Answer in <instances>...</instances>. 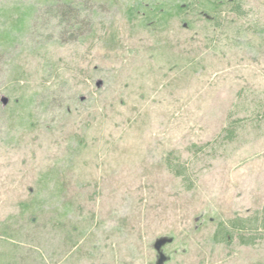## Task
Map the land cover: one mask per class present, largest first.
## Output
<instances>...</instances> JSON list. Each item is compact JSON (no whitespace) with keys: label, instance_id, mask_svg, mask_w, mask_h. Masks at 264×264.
<instances>
[{"label":"rangeland","instance_id":"1","mask_svg":"<svg viewBox=\"0 0 264 264\" xmlns=\"http://www.w3.org/2000/svg\"><path fill=\"white\" fill-rule=\"evenodd\" d=\"M189 1L0 0V264H264V0Z\"/></svg>","mask_w":264,"mask_h":264},{"label":"trees","instance_id":"2","mask_svg":"<svg viewBox=\"0 0 264 264\" xmlns=\"http://www.w3.org/2000/svg\"><path fill=\"white\" fill-rule=\"evenodd\" d=\"M171 1L173 3H170ZM184 1H187V0H183V3L180 4L179 1H177V0H170V2H168V0L167 1L166 0H160L159 5H154L151 9L146 8L149 11L144 12L145 16H148L147 20H149V18L157 17V19L160 18V21H165L170 16H172L173 13H180V12H182L188 8L187 7L188 5H186L184 3ZM189 2H193V3L196 2L198 4V6H201V8H202L201 11L204 10L203 7L206 6V2L204 0H192V1L190 0ZM168 4H171V5L168 6ZM166 5H167V8H166ZM214 6H217V4ZM215 8H217V7H215ZM155 13H157L158 15H156ZM149 14H154V15L151 16ZM25 23H26L25 22V13H23V14L21 13L20 15H18L17 21H15V22L12 21V24L9 27V30H12L18 24L24 25ZM150 23H152V22H150ZM241 225H242V223H240V221H233L231 227L233 229H238V228L242 227Z\"/></svg>","mask_w":264,"mask_h":264},{"label":"water","instance_id":"3","mask_svg":"<svg viewBox=\"0 0 264 264\" xmlns=\"http://www.w3.org/2000/svg\"><path fill=\"white\" fill-rule=\"evenodd\" d=\"M101 84H102L101 82L97 83L98 86H100ZM6 102H7V99L4 98L3 103L6 104ZM172 242H173V238H168V237H162L155 242L154 248L159 254V259L157 261V264L165 263V261L167 260V256L164 254L162 249L165 245L171 244Z\"/></svg>","mask_w":264,"mask_h":264}]
</instances>
